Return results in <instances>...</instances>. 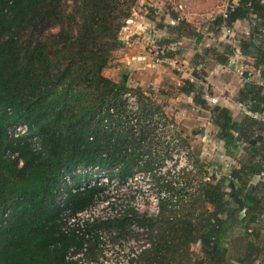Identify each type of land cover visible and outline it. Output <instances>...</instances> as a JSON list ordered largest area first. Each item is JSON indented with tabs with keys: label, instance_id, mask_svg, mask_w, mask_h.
<instances>
[{
	"label": "trees",
	"instance_id": "obj_1",
	"mask_svg": "<svg viewBox=\"0 0 264 264\" xmlns=\"http://www.w3.org/2000/svg\"><path fill=\"white\" fill-rule=\"evenodd\" d=\"M137 1L72 0L69 6L68 0H0V264H72L66 254L83 239L61 231L58 201L65 174L79 185L89 176L72 174L78 167H97L120 181L152 167L139 163L149 153L142 144L145 134L135 137L118 116L124 114L122 94L134 90L142 95L140 88L103 75L112 53L123 47L119 34ZM250 16L264 31L261 0H239L226 18L218 14L209 27L231 28ZM168 31L173 38L167 44L179 45L193 29L181 21ZM260 35V40L249 37L235 44L261 67L264 79V32ZM231 47L225 46V58L217 55L219 62L227 64ZM192 89L185 82L180 90L192 92L193 103L210 111L225 156H234L241 136L250 132L244 139L250 142L254 120L237 123L227 108L210 107ZM236 101L249 114L261 111L264 87L247 82ZM17 124L26 125L28 132L9 138L7 130ZM245 170L231 171L236 183L228 189L225 177L204 182L197 199L180 213L162 204L155 217L133 214L96 227L123 235L134 222L155 230L137 264H264V199L247 194ZM102 191L68 192L65 205L71 212L83 210ZM194 245L197 251L191 249ZM95 246L89 242L90 256Z\"/></svg>",
	"mask_w": 264,
	"mask_h": 264
},
{
	"label": "crops",
	"instance_id": "obj_2",
	"mask_svg": "<svg viewBox=\"0 0 264 264\" xmlns=\"http://www.w3.org/2000/svg\"><path fill=\"white\" fill-rule=\"evenodd\" d=\"M164 1L166 0H158V2L162 3L161 5H163ZM261 1L264 2V0ZM178 2L183 6L181 21L186 22L193 29V32L189 33V36H182L180 44L177 45L180 52L179 54L176 53L175 57L180 70H176L163 62L156 65L152 61V52L157 46L170 44H167V41L173 38V34H170L168 30L170 27H175L181 21L175 23V25H169L167 23L168 14L163 13L164 11H162L160 16H157L154 13H147L148 10H146L139 15L134 14L129 19V23L124 27L125 30H123L124 32L121 33L120 37L123 44L121 49L125 51H123L125 53L123 54V57L125 55L122 60L123 65L117 64L116 62L118 61L115 60L111 71L113 72V68L118 67V65L124 69H121L115 76L109 74L108 78L114 82L124 81L126 86L129 87L135 78V74H139L138 79L143 84H138L139 87L143 86L142 89L145 88L147 81H149L153 85L159 86L157 90H165V92L170 87L172 88L170 84H173L175 86V93L171 95L170 93L167 94L164 91H160L157 102H162L161 106L165 112L172 110V117L176 121L182 122L181 117L184 116L183 118H187L185 121L187 126L195 128V130H190L188 134L190 137L187 139V142L190 145L194 144V147L197 143L200 146L204 145V150L207 147V151L209 152L212 149L216 150L215 158L218 159L216 162H218V166L220 167L219 176L226 178L225 189L232 187L236 183L230 177L231 171L240 169L241 167L246 168L245 171L248 175L246 177L248 181L247 194L255 192L264 199V121H254V127L252 128L254 134L250 138V142H244V139L250 136V132H247L243 138L241 136L240 150L232 157L225 156L223 142L216 137L217 129L211 123L210 111L201 109L200 106L193 103L194 94L192 92L185 94L180 90L184 87L185 82H189L193 87L194 93L199 92L203 97H208L210 94L216 96V99L219 101L217 105L227 108L231 112L233 120L237 123H242L250 118L249 112L236 101V98L245 83L252 82L255 84L257 81L263 80L260 73L261 67L256 68L253 58L242 55L236 44L222 38L224 34L221 29L215 28L214 31L209 27L211 21L218 14H222L226 5H236L239 0H178ZM259 22V20H254L252 16L248 20L236 21L230 28L235 43L239 39H247L249 37L260 40V34H263L264 31L260 26H257ZM197 39H199V42ZM230 45L233 47V53L227 56V64H223L217 60V55L225 58L223 54L226 52L225 46L230 47ZM235 54H240L242 60L238 61L231 68L230 64L234 62L233 57ZM196 56L198 57L196 58ZM194 58L198 62L197 68L194 65ZM239 66L243 68L242 77L236 72ZM195 68L196 76L192 74ZM246 78H250L251 80H247ZM162 80L165 83H162L163 85L160 86ZM166 84L168 86H165ZM168 97H171L170 100L167 99ZM205 101L208 103L207 100ZM167 102H172L171 106ZM172 105L175 107L173 108ZM208 105L212 106L209 103ZM183 108H187V110L188 108H192L203 112L201 114H208L209 118L205 121L203 119L205 116L200 117V114L191 118L190 115L183 114ZM198 120L204 121L205 124H198ZM205 125L207 127L201 128ZM208 128L214 130V135L209 137L210 133L209 135L206 134ZM253 131L251 132L253 133ZM202 139L204 140L203 144L200 142ZM183 141L186 144V141ZM258 261L261 260L255 261V264H258Z\"/></svg>",
	"mask_w": 264,
	"mask_h": 264
},
{
	"label": "built area",
	"instance_id": "obj_3",
	"mask_svg": "<svg viewBox=\"0 0 264 264\" xmlns=\"http://www.w3.org/2000/svg\"><path fill=\"white\" fill-rule=\"evenodd\" d=\"M234 6V4L225 6L221 14L223 18H226L227 13L233 10ZM182 9L183 6L178 0H175V4L172 3V7L166 11L169 25L181 21L178 13ZM171 14L176 17L172 18ZM215 28L218 29L217 27ZM220 29L224 34L223 38L235 44L231 29L225 26H220ZM177 52L178 46L176 44L160 45L152 52V60H154L155 64L163 62L176 70H180L175 57ZM233 60L235 65L242 60V56L235 54ZM236 72L242 77L243 68L239 66ZM246 79L251 80L250 78ZM256 83L264 87V79ZM121 98L124 104V114L118 116H122L127 130H130L135 137L145 134V140L151 137L148 129L152 133L159 134V137L155 136L156 142L153 144V150L156 149L159 143L169 151H172L173 160L178 159L179 163L176 171H173L174 176H178L179 173L183 174V176L188 173H194L192 159L189 157L188 150L180 144L179 137L175 135L174 126L169 124V121L168 123L165 121L164 115L162 113H148V116L145 117L144 114H139L141 111L139 110L138 100L134 95L126 92L122 94ZM203 98L208 102L210 101L211 104L217 103L216 98H208L207 96ZM113 113L114 110H111V114ZM249 116L254 121L262 122L264 121V109L258 112H251ZM141 124L144 127H140L139 125ZM27 132L28 128L26 125L17 124L7 130V135L9 138L16 139ZM145 140L142 141V144ZM152 153L143 155L139 159L141 165L150 163L152 167L147 170L135 171L125 181H120L118 177L111 176L106 171L98 170L97 167L91 169L76 168L72 174L85 173L89 176L88 180L79 185L72 184L71 175L69 174H65L62 177L60 186L61 197L58 201L62 210L60 216L61 231L66 235L73 234L83 239L80 247L69 248L65 257L67 262L72 264H137L141 253L151 245L152 236L151 238L149 237L148 228L133 222L128 229V233L123 238H117L114 230L97 228L96 224L116 221L126 217L133 218V214L139 217H155L159 214L162 204H165L167 209L176 211L187 204L190 198L199 192L203 183L195 180L185 182L178 178L179 182H173V186L177 187V189L173 188L172 183L164 178L165 171L160 169L159 161H152V157L157 156L155 152ZM168 174L170 175L169 172ZM140 180L145 181L144 186L136 184ZM210 181L211 179H207L205 182ZM168 186H172V188H168ZM65 187L68 188V191L65 190ZM94 187L103 188V191L89 207L77 212H71L65 205L68 192L78 194ZM89 242L96 243L94 256L89 255Z\"/></svg>",
	"mask_w": 264,
	"mask_h": 264
},
{
	"label": "rangeland",
	"instance_id": "obj_4",
	"mask_svg": "<svg viewBox=\"0 0 264 264\" xmlns=\"http://www.w3.org/2000/svg\"><path fill=\"white\" fill-rule=\"evenodd\" d=\"M68 1H69L68 4L70 6L72 4V0H68ZM164 2H163V5H161L162 3L158 2V0H138L136 5L132 8V14H131L130 18L134 14L139 15L140 13H143L146 10H148L147 13H149V14L154 13V15L160 16L162 11H164L163 13H166V11H168V9H170L172 7V3L175 4V0H166ZM167 3L169 4V6H167L168 5ZM165 8H166V11H165ZM178 14L180 17H182V11L179 12ZM127 23H129V19L125 22V25L122 27L121 32L119 34V39L121 37V33L124 32L123 30H125L124 27L127 25ZM173 25H175V24H173ZM120 41H121V39H120ZM123 51H124V49L120 48V49H118L112 53L111 61L109 62L108 67L103 70V75L105 77L108 78L111 74H113V76H115V75H117V73L121 69L122 70L124 69V68L119 66V65H121V66L123 65L122 60L125 57V55L123 57V54H125L124 53L125 51L124 52ZM179 52L180 51H178L177 54H179ZM208 58H210V57H208ZM115 60L118 61L116 63L119 65H118V67L113 68L114 70L112 72L111 67L114 66ZM152 61L154 62V60H152ZM156 65H158V64H156ZM138 76H139V74H135V78L132 80L131 75H130V78L133 82L130 84L131 86H129V88H131V89L140 88V94H142V95H139V93H137L134 90H131L129 93L131 95H134L138 100L139 110L141 111L139 114L140 115L144 114V116L147 117L148 113H150V114L162 113L164 115L163 117L166 118L165 121L167 123L169 121V124H172L174 126L175 135H177L179 137L180 144L188 150L189 157L192 159L194 173H188L185 176H183V174L179 173L178 176H174L173 171H176V168L179 166L178 159L173 160L172 151H169L162 144L158 143L156 149L153 150V146H154L153 144L156 142L155 136L159 137V134L152 133V131L150 129H148L151 137L148 138L147 140H145V142L143 144L146 146L145 148L148 150V152H149L148 154H150L152 152H155L157 154L156 157H154V156L152 157V161H154V160H155V162L159 161L158 164H159V166H161L160 169L165 171L164 172L165 173L164 178L167 179L168 182H171L172 186H173V182L177 183V182H179V179L182 181H185V182H188L190 180L191 181L195 180L199 183H204L205 181H207V179H211V181L218 179L220 177L219 176L220 175V173H219L220 167L218 166V162H216V161H218V159L215 158V151L216 150L212 149L209 152V151H207L208 150L207 147H205V150H204V145L200 146L198 143L195 147H194V144L190 145L187 142V139H189V137H190L188 134L190 133L191 129L195 130V128H193V126H191V127L187 126V123H185L187 118H183L184 116L181 117V119H182L181 121L184 122V124H182V122L176 121L174 119V117H172V114H173L172 110L165 112L161 106L162 102L161 101L157 102V97L160 96V95H158V93H160V91L165 92V90H157V88H159V86H155L149 81H147L146 87L142 89L143 86L142 87L138 86V84H141V80L138 79ZM163 81L164 80H162L160 86L163 85L162 83H165ZM170 82H171V80H170ZM141 85H143V84H141ZM165 86H168V84H166ZM170 86H172V88ZM170 86H169L170 89L167 90L165 93H167V94L170 93L172 95L173 93H175V88H174L175 86H173V84H170ZM208 97L209 98H211V97L216 98V96H214L213 94L212 95L210 94ZM170 98L171 97H168L167 99L170 100ZM208 103L211 104L210 101ZM218 103H219V101L217 99V103L211 104V105H217ZM167 104L169 106H171L172 102H167ZM172 107L174 108L175 106L172 105ZM120 109H122V110L124 109L123 102H122V107H120ZM183 112H184L183 114H185V115H190L191 118L195 117V115H199V114H200L199 115L200 117L205 116V118H203L205 121H207L209 118L208 114H201L203 112L194 110L192 108H188V110H187V108H183ZM197 123L198 124H205V122L202 120H198ZM190 125H192V124H190ZM139 126L144 127L142 124ZM205 127H207V125H205L204 127H201V128H205ZM210 130H211V128H208V130L206 132V134H208V135L210 133L209 137L214 135V130L212 129L211 132H210ZM151 133H152V135H151ZM209 137H207V138H209ZM183 140L186 141V144ZM200 142L203 144L204 140L202 139V141H200ZM152 155H153V153H152ZM147 159H149V158H147ZM168 172L170 173V175L168 174ZM136 184L140 185V186H144L145 181L140 180L139 182H136ZM172 186H168V188H172ZM173 188L177 189V187H174V186H173ZM198 195H199V192L196 193L195 195H193L187 204L192 203L194 200H196ZM187 204H185L184 206H186ZM181 207H180V209L176 210V213H180V211L182 209ZM198 212L199 211L197 210L195 215H197ZM154 231L155 230H153L151 232L149 230V233L153 234ZM125 235H126V233H124L123 235H119L118 232L116 233L117 238H123ZM149 237L151 238V236H149ZM191 249L193 251H197L198 247L196 245H194L191 247Z\"/></svg>",
	"mask_w": 264,
	"mask_h": 264
},
{
	"label": "water",
	"instance_id": "obj_5",
	"mask_svg": "<svg viewBox=\"0 0 264 264\" xmlns=\"http://www.w3.org/2000/svg\"><path fill=\"white\" fill-rule=\"evenodd\" d=\"M233 65H234V62H231V64H230L231 68H233Z\"/></svg>",
	"mask_w": 264,
	"mask_h": 264
}]
</instances>
